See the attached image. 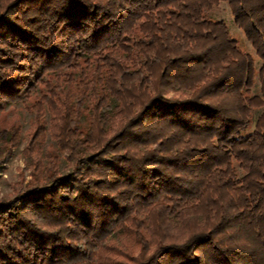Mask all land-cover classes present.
Masks as SVG:
<instances>
[{
	"label": "trees",
	"instance_id": "1",
	"mask_svg": "<svg viewBox=\"0 0 264 264\" xmlns=\"http://www.w3.org/2000/svg\"><path fill=\"white\" fill-rule=\"evenodd\" d=\"M31 97L0 264H264V0H0V112Z\"/></svg>",
	"mask_w": 264,
	"mask_h": 264
},
{
	"label": "rangeland",
	"instance_id": "2",
	"mask_svg": "<svg viewBox=\"0 0 264 264\" xmlns=\"http://www.w3.org/2000/svg\"><path fill=\"white\" fill-rule=\"evenodd\" d=\"M213 16L226 22L231 33L239 40L241 47L252 54L254 50L245 39L243 32L234 24L227 3L221 2L214 10ZM33 97L24 102L7 105L0 112V201H7L27 190L31 183L32 153L26 152L29 139L34 131V111L26 107ZM49 120V113L44 114ZM44 147L54 149L49 138ZM55 152V151H54ZM59 156V154H58ZM64 153L59 156L61 172L69 169L65 166Z\"/></svg>",
	"mask_w": 264,
	"mask_h": 264
}]
</instances>
